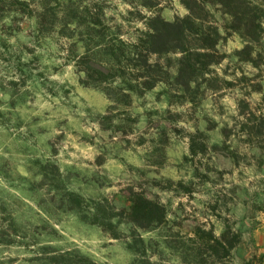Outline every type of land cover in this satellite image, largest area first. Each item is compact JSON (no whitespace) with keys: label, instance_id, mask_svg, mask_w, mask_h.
Here are the masks:
<instances>
[{"label":"rangeland","instance_id":"rangeland-1","mask_svg":"<svg viewBox=\"0 0 264 264\" xmlns=\"http://www.w3.org/2000/svg\"><path fill=\"white\" fill-rule=\"evenodd\" d=\"M240 7L0 0V264H264V0Z\"/></svg>","mask_w":264,"mask_h":264},{"label":"trees","instance_id":"trees-1","mask_svg":"<svg viewBox=\"0 0 264 264\" xmlns=\"http://www.w3.org/2000/svg\"><path fill=\"white\" fill-rule=\"evenodd\" d=\"M223 5H228L229 2H235L236 4L242 5L246 0H219ZM236 14H239L236 11ZM246 28L250 27V24L245 25ZM151 33L149 34L150 44L152 46V51L157 52L159 48L168 46L177 34L183 32V27L178 26L176 23L162 21L161 26L152 27ZM158 48V49H157ZM153 86H151L152 88ZM130 215L133 217V222L138 223L142 227L149 226L145 224L143 220H154L159 218L160 221L166 219V213L162 205L147 198L146 196H138L132 199L131 209L129 211Z\"/></svg>","mask_w":264,"mask_h":264}]
</instances>
